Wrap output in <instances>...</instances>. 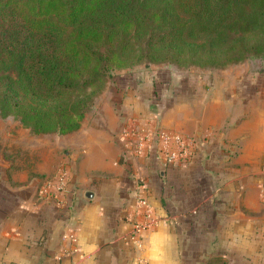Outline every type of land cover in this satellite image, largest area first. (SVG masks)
<instances>
[{"label": "crops", "instance_id": "obj_1", "mask_svg": "<svg viewBox=\"0 0 264 264\" xmlns=\"http://www.w3.org/2000/svg\"><path fill=\"white\" fill-rule=\"evenodd\" d=\"M144 68L134 81L111 77L72 132L0 133V264H264V71ZM129 115L200 144L160 169L117 140ZM60 168L64 195L36 200L38 176ZM136 176L158 217L139 248L125 218Z\"/></svg>", "mask_w": 264, "mask_h": 264}, {"label": "trees", "instance_id": "obj_2", "mask_svg": "<svg viewBox=\"0 0 264 264\" xmlns=\"http://www.w3.org/2000/svg\"><path fill=\"white\" fill-rule=\"evenodd\" d=\"M264 58V0H0V117L76 130L113 71Z\"/></svg>", "mask_w": 264, "mask_h": 264}, {"label": "built area", "instance_id": "obj_3", "mask_svg": "<svg viewBox=\"0 0 264 264\" xmlns=\"http://www.w3.org/2000/svg\"><path fill=\"white\" fill-rule=\"evenodd\" d=\"M146 122V126H143L134 117H124L116 137L134 157L153 159L160 169L188 160L200 144L194 136L170 130L157 123L150 125L148 120ZM66 181L67 171L60 168L42 184L38 192L43 195L61 197L66 188ZM132 194L134 205L130 212L126 213L125 218L130 228L128 240L135 248H139L144 232L157 224L158 217L148 201L147 187L141 176L134 178Z\"/></svg>", "mask_w": 264, "mask_h": 264}, {"label": "rangeland", "instance_id": "obj_4", "mask_svg": "<svg viewBox=\"0 0 264 264\" xmlns=\"http://www.w3.org/2000/svg\"><path fill=\"white\" fill-rule=\"evenodd\" d=\"M155 66H164V65H167L171 71H173L174 74L178 73V72H183L185 71V69H192V70H196V71H203L201 74H205V75H210L212 72H217L219 74L222 73L223 70L229 68V67H232V66H240V65H243L245 66L248 70H252V71H264V58H257V57H253V58H245L241 61H238V62H235V63H231V64H227V65H224V66H220V67H207V68H202V67H177L175 65H171V64H167V63H156V64H153ZM146 65L140 63V64H137V65H134L130 68H124V69H120V70H115L113 71L112 73V76L111 77H114V76H119V75H123V78H126L128 81H134L135 80V77L136 76H141L142 75V72L143 74H145L146 72L149 71V69H145ZM150 72V71H149ZM194 74H197L195 73L194 71ZM199 74V73H198ZM110 79H107L106 80V83L109 82ZM106 83L104 84V86L96 93V95L92 98V102L89 104L85 114H94L95 112L94 111H97L96 107H95V104H96V101L98 100V98L101 97L102 93H103V90L105 89L106 87ZM96 109V110H94ZM127 117H133L132 115H129ZM25 127H22L20 126L19 122L13 118L12 116H7V117H0V133H2V131H5L7 134V137L9 136V133H12L14 134L16 130H21L23 129V132L21 134V137H25V135L27 134L28 136H30V132H26L24 130ZM178 132H181V133H185V132H182V131H178ZM20 135V134H19ZM54 135L50 134V135H34V139L35 140H42V138H52ZM3 138V141L4 143H7L8 142V138ZM8 139V140H7ZM7 148V147H5ZM14 151V155L18 157V159L22 160L24 158V153L21 152V149L20 148H16V150H13ZM16 151V152H15ZM2 156L5 158V159H8V157L10 155H7L6 153L2 152ZM56 171H51L50 173H47V174H44V175H39L37 180L35 181V186H34V198L38 201L39 200H43V197L44 195L43 194H40L38 191L39 189L41 188L42 184L45 183V181L47 179H49ZM64 195V194H63ZM50 204H57V202L55 200L52 199L51 197V200H50ZM61 201V200H60ZM53 202V203H52ZM53 206V205H52Z\"/></svg>", "mask_w": 264, "mask_h": 264}]
</instances>
